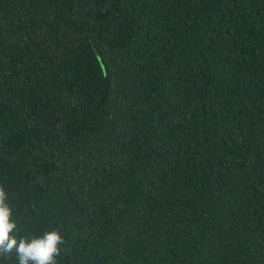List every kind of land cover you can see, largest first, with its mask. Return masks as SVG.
I'll return each instance as SVG.
<instances>
[{"label": "trees", "instance_id": "1", "mask_svg": "<svg viewBox=\"0 0 264 264\" xmlns=\"http://www.w3.org/2000/svg\"><path fill=\"white\" fill-rule=\"evenodd\" d=\"M0 186L56 264H264V0H0Z\"/></svg>", "mask_w": 264, "mask_h": 264}, {"label": "clouds", "instance_id": "2", "mask_svg": "<svg viewBox=\"0 0 264 264\" xmlns=\"http://www.w3.org/2000/svg\"><path fill=\"white\" fill-rule=\"evenodd\" d=\"M8 194L0 186V258L15 254L17 264H56L61 245L65 243L59 229L45 232L40 237H17V222L8 203Z\"/></svg>", "mask_w": 264, "mask_h": 264}]
</instances>
